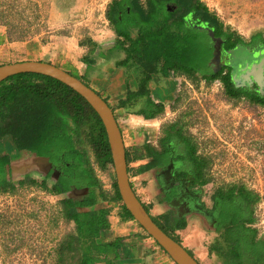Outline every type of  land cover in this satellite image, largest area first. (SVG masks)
<instances>
[{"label": "rangeland", "instance_id": "374dc122", "mask_svg": "<svg viewBox=\"0 0 264 264\" xmlns=\"http://www.w3.org/2000/svg\"><path fill=\"white\" fill-rule=\"evenodd\" d=\"M201 1L218 15L223 32L239 37L244 44L251 46L264 42V0ZM110 2L0 0V25L5 27L7 34L33 41L30 53L23 52L15 56L9 50L3 62L36 57L68 67L64 62L68 53L76 54L83 50L89 55L103 47V57H114L116 63L121 65L129 63L142 73L144 80L152 76L163 79L169 75L175 78L179 88L169 109L161 112L162 122L165 127L173 124V134L177 129L189 136L198 151L209 160L204 169L209 180L199 185L198 190L190 191L196 192L193 201L202 206L204 214L211 219L216 218L212 225L202 226L203 216H192L194 222L190 234L198 236L200 232L202 245L217 254L210 256L211 264H264V249L257 254L242 248L238 258L232 255L236 237L230 234L227 225L218 226L222 203L213 197L217 189H234L235 194H238L240 187L248 190L252 199L244 204V212L252 218L249 225L256 230V239L264 248V106L225 95L222 81L219 78L209 79V73L198 71L194 76L181 73L171 76L170 71L164 74V58L157 52V44L169 32L183 31L175 24L169 32L164 29L162 13L147 26L128 24L131 39L123 47L117 46L115 27L106 17ZM198 30L199 34L203 33L200 27ZM216 44L219 46L218 41ZM175 120H178L177 123H174ZM68 121L72 126L71 136L75 146L85 151L88 166L93 168L101 182V186L93 191L98 200L96 207L109 210L104 216L105 224L97 236L90 235L91 229L81 234L74 221L63 217L61 200L69 194H52L40 186L45 177L42 173L22 174L21 178L10 175L8 180L15 188L2 192L3 185H0V264H78L86 247L93 251L94 256L102 252L96 242H100L99 236L103 229L111 227L108 215L117 216L111 212L114 204L103 199L112 194L114 167L110 164L104 169L99 168L82 129H77L70 119ZM5 124L12 127L10 135L15 149L36 157L31 148L24 144L32 139L28 134L29 125L39 123L14 114L6 119ZM3 137L0 136V143ZM170 144L176 152L185 153L186 143L183 140L173 138ZM0 153L3 154V151ZM40 158L46 159V165L43 159L41 162L42 171L47 173L46 168H50V164H47V158ZM25 176L31 179L20 184ZM52 177L47 179L48 188L52 186L55 174ZM32 179L36 182H32ZM82 191L87 192L89 189ZM147 196L143 199L150 201ZM169 210L180 216V209ZM152 212L158 214V211ZM133 224L139 227L137 221L134 220ZM111 228L122 230L124 225L117 222ZM69 236L74 237L73 249L61 262L60 244Z\"/></svg>", "mask_w": 264, "mask_h": 264}, {"label": "trees", "instance_id": "16d2710c", "mask_svg": "<svg viewBox=\"0 0 264 264\" xmlns=\"http://www.w3.org/2000/svg\"><path fill=\"white\" fill-rule=\"evenodd\" d=\"M160 13L163 14L164 29L169 32L171 26L175 24L183 31V33L169 32L170 34H166L157 44V52L164 58V74L170 71L187 76H194L198 71L209 73V79L219 78L222 81L229 96L239 95L241 85H237L232 76L236 74L240 81L243 73L240 75L232 73V66L227 63L228 60L220 64V51L228 53V50L244 42L239 37L223 32V24L218 15L201 0H111L106 10V17L115 27L118 36L116 45L123 47L126 41L131 39L128 24L150 25ZM195 23L202 25L200 30L203 33L197 32L199 27L195 26ZM209 30L213 32L214 38H220L219 46L210 36ZM7 37L11 41L22 40L10 34H7ZM69 72L80 78L74 72ZM246 93L252 100L264 103V94L249 91ZM163 109V103L149 99L147 109L142 110L141 113L147 118L154 117L163 112ZM14 114L39 123V125H29L31 128L28 134L32 139L24 145L30 147L36 156L47 158L50 164V169L40 186L52 194H69L61 200L63 217L74 221L81 234L91 229L90 235L92 233L93 236H97L105 224L104 216L109 210L96 207L98 200L93 189L99 188L101 182L93 168L88 166L89 161L85 151L75 146L71 136L72 126L68 121L70 119L77 129H82L94 162L99 168L104 169L107 164H112V153L105 128L96 111L83 96L60 80L39 73H20L0 82V136L12 134L11 125H6L5 121ZM167 126L166 134L160 143V150L147 144L148 154L154 155L155 161L160 162L159 164L166 165L170 162L168 143L176 136L186 143V154L178 155V158L190 160L193 166L189 187L204 185L209 180L204 171L209 160L196 154V144L189 137L179 130L173 134V125ZM126 159L128 161L127 153ZM9 162V155L0 153L2 192L15 188V185L7 179L6 165ZM54 174L52 186L48 188L47 179ZM175 176L183 177L185 174L179 173ZM27 179L31 178L25 176L20 184ZM31 181L36 182L34 179ZM112 187V194L103 199L112 204L119 203L122 219L134 220L122 203L115 178L112 181ZM85 188L89 191H82ZM177 194L176 186H171L156 199L159 202L169 201ZM250 194L248 190L240 187L238 194L234 193V189L228 191L217 189L213 195L222 203L218 226L227 225L230 234L236 237V243L232 249V255L235 258L240 256L242 248L257 254L264 249L262 243L256 239V230L249 225L252 218L244 212V204L252 199ZM144 207L149 213V206L144 205ZM151 217L168 235L180 242L176 231L186 227L187 222L184 216H177L175 212L167 211L158 217L153 215ZM138 225L142 228L139 223ZM73 239V236H69L61 242L59 248L61 262L73 249ZM155 242L158 244L157 241ZM117 244L118 242L112 243L113 248H116ZM96 245L102 252L107 249L105 243L96 242ZM161 249L164 250L162 247ZM78 264H95V256L89 247L82 251Z\"/></svg>", "mask_w": 264, "mask_h": 264}, {"label": "crops", "instance_id": "0c3cea01", "mask_svg": "<svg viewBox=\"0 0 264 264\" xmlns=\"http://www.w3.org/2000/svg\"><path fill=\"white\" fill-rule=\"evenodd\" d=\"M32 43L30 39L9 40L5 27L0 25V65L7 63L3 60L8 57L9 50H12L11 54L15 56H20L23 52L30 53ZM101 53L105 54L103 47L89 55L83 50L76 54L68 53L64 61L68 67L62 68L80 76L111 106L128 155L127 169L131 187L141 203L149 206V214L158 217L170 211L171 208L180 209L179 215L186 218L187 224L185 228L176 231L179 243L191 252L199 264H211L210 256H217V254L210 252L202 245L200 232L198 236H195L190 234V230L194 222L192 216H203L202 226L212 225L216 218L214 220L204 214L202 206L193 201L195 194L182 187L178 189V194L169 201L159 202L156 199L159 194L171 186H177V182L172 178L174 176L170 172V163L159 164L160 162H156L154 155L148 154L147 150V144L156 148V142L161 136L162 113L147 118L141 111L147 109L149 99L163 103V112L169 109L170 103L175 100L176 90L179 88H177L176 79L168 75L163 79L159 76H152L151 79L144 80V76L137 68L130 66L129 63L118 64L114 57L107 56L106 58ZM84 58L91 63L86 62ZM16 60H39V58L26 57ZM56 65L61 67V65ZM0 151L9 155L10 162L6 165L7 179L10 175L21 178L22 174L29 173H42L43 177L45 176L46 173L42 171L43 158L39 156L36 158L16 150L10 134L3 137ZM43 160L46 165V159ZM49 169L47 166L46 171ZM147 195L150 201L144 200ZM188 206L191 208L189 209ZM152 210L158 211V214H154ZM111 212L116 213L117 216L108 215L110 226L120 222L124 228L122 230H113L111 227L103 229L99 241L107 244V249L95 255V264H175L154 238H151L139 225L137 227L133 224L134 220L122 219L119 203L114 204V210ZM116 242H118L117 247L113 248L112 243Z\"/></svg>", "mask_w": 264, "mask_h": 264}, {"label": "water", "instance_id": "95a60500", "mask_svg": "<svg viewBox=\"0 0 264 264\" xmlns=\"http://www.w3.org/2000/svg\"><path fill=\"white\" fill-rule=\"evenodd\" d=\"M209 34L214 38L212 31L209 30ZM214 39L218 42L220 41V38L216 37ZM254 52L255 57L259 59L248 65L245 72L241 74V78L249 85L253 82L256 83L258 92L264 94V47L254 50ZM246 53L251 54L248 50ZM227 63L230 64L229 61ZM20 73H39L53 77L65 83L85 98L96 111L105 128L112 153V164L115 171L117 189L126 209L176 264H199L181 243L177 242L158 226L131 187L127 169L126 149L111 106L82 79L49 61L19 60L2 64L0 65V82ZM232 78L237 85H242L236 74Z\"/></svg>", "mask_w": 264, "mask_h": 264}, {"label": "flooded vegetation", "instance_id": "af4514ba", "mask_svg": "<svg viewBox=\"0 0 264 264\" xmlns=\"http://www.w3.org/2000/svg\"><path fill=\"white\" fill-rule=\"evenodd\" d=\"M192 22H195V21L192 20ZM194 25L197 27H200V29H201V26H202L201 24L195 23ZM263 47H264V42L262 44H258L255 46H251V45H247V44L245 45V44H241V43L237 44L233 49L228 50V53L220 51V59H221L220 64H224V62L226 60H228L230 62V65L232 66L231 72L232 73L235 72V73L240 75L241 73H243L247 69L248 65H250L253 62H256L259 59V58L255 57L254 50H259ZM247 50H248V52H251V54H247L246 53ZM240 83L242 84L241 86H239L240 87V94L234 95L232 97L247 99L248 101L253 102V104H255V105L264 106V103L256 102V101L252 100L251 97L249 96V94L246 93L248 91L250 93L258 92V88L255 85V83H252L249 85L243 79H240ZM223 93L225 95H228L226 93V89L224 86H223ZM177 121L178 120H175L174 123H177ZM171 125H173V124H171ZM177 131L178 130L176 129L174 134H176ZM165 134H166V127L163 124V126L161 127V136L159 137V139L156 142V149L157 150H160V146H161L160 143H161V140L163 139V136H165ZM187 137H189V136H187ZM174 138L176 139L177 137L175 136ZM171 141L168 143L169 160H170V162H168V163H170V165H169L170 166V172L174 176L172 178H174L175 181L177 182V184H176L177 190L180 189L181 187L184 190H191V189L192 190H194V189L198 190L199 185L194 186V187H189V183L191 181V175L193 173V166H192L191 161L187 160V159L178 158V155H185L186 151L184 154L176 152L175 149H173L171 144H170ZM196 148H197V145H196ZM196 154L203 155L198 151V149H196ZM186 163H189L190 165L188 164L189 166H186ZM179 173L185 174V176L176 177L175 175L179 174ZM195 193H192V194H195ZM196 195L197 194H195V196Z\"/></svg>", "mask_w": 264, "mask_h": 264}, {"label": "built area", "instance_id": "2783aa9c", "mask_svg": "<svg viewBox=\"0 0 264 264\" xmlns=\"http://www.w3.org/2000/svg\"><path fill=\"white\" fill-rule=\"evenodd\" d=\"M170 73H171V76L174 75V74H173V73H174L173 71H171ZM107 165L111 166L110 164H107ZM107 165H106V166H107ZM150 237H151V236H150ZM151 238H152V237H151Z\"/></svg>", "mask_w": 264, "mask_h": 264}, {"label": "clouds", "instance_id": "9594fccd", "mask_svg": "<svg viewBox=\"0 0 264 264\" xmlns=\"http://www.w3.org/2000/svg\"><path fill=\"white\" fill-rule=\"evenodd\" d=\"M111 165H113V164H111ZM152 237V236H151ZM153 238V237H152ZM155 240V239H154Z\"/></svg>", "mask_w": 264, "mask_h": 264}]
</instances>
